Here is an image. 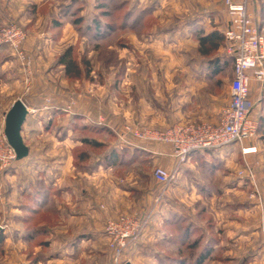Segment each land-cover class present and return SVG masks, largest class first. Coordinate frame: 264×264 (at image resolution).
Wrapping results in <instances>:
<instances>
[{
  "label": "rangeland",
  "instance_id": "374dc122",
  "mask_svg": "<svg viewBox=\"0 0 264 264\" xmlns=\"http://www.w3.org/2000/svg\"><path fill=\"white\" fill-rule=\"evenodd\" d=\"M0 1H3L0 3V30L13 24L23 30L26 35L23 50L30 63L29 66H23L13 50L5 46L0 47L1 81L18 80L21 82L14 88L13 95L10 83L0 85V132H4L5 129L6 116L4 117V114L18 100L23 101L24 104L50 109L67 107L68 104L74 108L76 106L75 112L80 115L77 121L79 125L87 124V126L95 128H108L113 133V136L108 133L104 134V132L97 135L81 134V136L89 135L98 138L109 144L108 149L102 150L78 147L81 148L78 157L83 152L93 153L91 164L94 163L93 159L95 162L101 160L111 148L123 146L118 134L123 132L126 125L163 130L161 126L153 123V96L157 92L153 84L158 78L183 77L187 75V69L190 70V68H192L194 77L208 76L205 67L207 59L198 53L199 35L206 34V31H209L212 26L214 27L215 21L211 17L214 18L215 15H219L217 19L220 21V27L223 28L224 14H228L226 0H143V3L138 5L136 0H129L128 7L122 11H117L116 5L106 8L111 14L101 19L100 29L106 28L109 34L96 36V27L92 19L95 15L100 16V11L97 9L99 2L94 1L93 3L92 0H86L85 3H82L84 9L81 16H84L86 21L74 25L73 21L77 16L63 17L60 5H57L60 4V1L49 0L48 3L38 7V5H34L36 0H31L25 6L27 19L14 20V22L9 17L10 14L12 15V5L8 0ZM120 1L113 0V4ZM257 1L260 3V0ZM262 1L264 2V0ZM153 2L157 7L155 11L157 13L156 15L153 13L146 19L145 28L126 29L123 27L124 16L129 9L136 10L134 19L143 8L151 7ZM53 5L58 6L57 10ZM89 10L94 13H89ZM220 16L224 19L221 20ZM261 17L260 13L255 23L264 37V20ZM196 20H199L197 24H195ZM211 20L214 23L209 25ZM228 22L226 20V25ZM88 24L91 26L89 29ZM188 26H190L189 29H187ZM222 48H224V54L218 53L222 60L232 59L233 57L226 53L225 45ZM68 52H71L70 59L73 62V71L69 76L66 66L60 63L61 58ZM233 65L234 63L230 61L224 74L219 77L220 80L223 78L225 80V85L222 86L223 91H221L223 83L216 84L218 89L216 97L220 103H223V96H226L225 92L228 91L233 80ZM78 72L80 73L76 76ZM23 79L29 80V83L24 80L26 86L22 83ZM196 84L195 88H200V85ZM216 85L208 81L205 87L209 92L214 90ZM256 92H258L257 95ZM254 96L261 97L260 104L264 108V83L251 88L250 99ZM164 105L166 108L169 107L168 102H165ZM59 116L57 113L52 115L53 118L43 116V122L48 124V128L44 127L47 131L44 129L43 136L32 134L33 136L30 137L24 133V138H27L26 146L29 147L31 141H28L32 140L37 144L33 149L34 154L45 157L46 162L50 163L56 162L59 154L66 153V147L54 145L58 126L67 123L65 120L60 121L61 117ZM49 120L51 121L49 122ZM47 133L49 134L46 135ZM78 136L80 135L78 134ZM29 137L30 139H28ZM254 142L257 153L254 154L252 162H249L253 169L252 178L241 177L240 173L245 166L244 160L240 157L239 146L233 145L224 148L226 150H224L223 165L217 159L212 160V167H221L220 169H222L223 174L220 177L213 176L211 169L207 172L205 166H199V174L210 184L209 190L212 189V192L219 194L222 192L221 190H224L220 198L207 196V198L200 199L199 196L191 195L190 191H187L189 187L186 183L184 185L176 184V177L171 185L172 190L170 189L168 194H164L165 198L161 196V205L164 207L170 205V208H173L170 210L177 212L176 216L185 214L184 212L199 215L202 210H205L206 215L202 221L207 224V220L210 218L216 224L218 220H216L215 212L221 206L225 208L223 213L225 221L229 222L236 216L232 214L233 211L245 210L244 208L248 207L249 203L255 210L251 219L256 220L257 233L260 234L264 242V131L258 132ZM132 143V151L128 158L137 159L136 163L130 165L129 169L126 168L128 170L125 173L122 166H116L113 174L117 179H121L120 181L125 180L126 183L122 184L127 186L138 183L135 180L137 174L141 177L139 183L150 184L154 170L162 165L158 162L153 163L151 154L134 153L137 146L147 148V145L137 141ZM49 145L50 148L46 149ZM72 155L74 156L75 153ZM77 162L80 160L78 159ZM36 166L35 168L24 165L18 167L16 164L10 168L0 166V232H3L5 236L7 234V237L14 235L12 224L19 222L17 219L21 216L25 218L31 216L29 222L23 224L25 231L29 229L32 232L44 224L50 226L51 231H55L57 223L55 214L57 208L55 192L57 190L55 188L49 194L50 208L54 212L44 211L39 216H35V214H28L22 209L24 205L32 206L34 209L37 207L36 203L32 204V201H29L26 194L30 191H35L34 193L39 191L43 194L49 190L50 185L55 183L53 177H55L56 171H53L51 177L47 178L43 184L40 181L45 178L44 173L40 171L43 166ZM99 167L105 168L103 164ZM86 183L88 184V182ZM183 186L185 187L182 188ZM152 188L155 191H161L162 194V188L157 183ZM176 188L179 189L178 192H176ZM100 209L103 210V207ZM121 215L124 214L110 216L106 222L108 219H116ZM17 216L18 218H16ZM106 222L101 228L102 231H105ZM18 226L22 225L18 224ZM150 227L149 223L143 230L142 236L128 246L118 264H156L153 262V254L156 251L154 246L157 243L152 240V236L146 242L142 240L143 235L149 231ZM43 242L44 239L38 237L27 244L24 242H22L23 244L21 242L6 243L3 247L6 250L0 262L3 263L7 260L6 262H12V264H39L37 260L41 254H51L60 248L52 243L46 245ZM107 244L97 248V250L106 253L105 259L92 260L89 258L90 251H87V247H82L78 253L79 257L68 258V264H117L114 252L109 247V241ZM222 246L224 247L223 244ZM223 251L225 252V249ZM147 254L151 256H147ZM213 263L211 262V264Z\"/></svg>",
  "mask_w": 264,
  "mask_h": 264
},
{
  "label": "crops",
  "instance_id": "0c3cea01",
  "mask_svg": "<svg viewBox=\"0 0 264 264\" xmlns=\"http://www.w3.org/2000/svg\"><path fill=\"white\" fill-rule=\"evenodd\" d=\"M29 1L31 0H8V2L12 5V15H8L10 20L12 19V22H14V20L27 19L25 6ZM44 1L45 0H36L34 5L41 7L42 4L49 2V0L46 2ZM54 1H60L59 3L61 4V1L63 0ZM79 1L81 3H85L86 0ZM94 1L97 2V0H92L93 3ZM234 1L239 2L240 0ZM249 1L251 15L254 18V21H257V18L261 13L260 3L257 0ZM2 2L3 1H0V3ZM136 3L137 5L142 4L143 0H136ZM154 4L155 2H153L152 6L148 7V9H152L154 15H156L157 12L155 11L157 10V7ZM53 7L56 10L58 8V6L55 5H53ZM144 9L146 8H143V10ZM89 13L93 14L94 12L89 10ZM217 17H219V15H215L214 18L211 17L215 23L211 20L212 22L209 25L214 23V27L212 26L209 31H206V35L213 31H219L224 34L228 25H226V20L228 22V14H224L225 23L223 28L220 27V21ZM224 18L221 17L220 19L222 20ZM195 22V24H197L199 20H196ZM189 28L190 26H188L187 29ZM219 52L224 54V48H221ZM205 67L207 68L206 73L209 75L201 78L194 77L192 68H190V70L187 69V75H184L183 77L171 76L156 79L153 84L157 91L153 96L154 124L161 126V129L165 130L178 123H219L223 110L229 106L231 90L229 86L228 91L225 92L226 96H223V103L218 102V98L216 97V93L218 91L216 84H219L220 82L223 83V85H221V91H223L225 80H220L218 76H210V70L208 69L209 66L206 64ZM24 80L26 81V79H23L22 83L26 86L27 84ZM208 81L216 85V88H214V90H210L209 92L207 91V87H205L207 86ZM6 83H10L12 85L13 95L14 88L21 82L18 80H12L11 82L6 80L1 81L0 79V85H5ZM195 84H199L200 88L198 87L196 89ZM257 84L258 83L253 81L252 88H254ZM257 93L258 92H256V95ZM260 99L261 97L259 96H254L250 99L252 113L255 118L264 110L260 104ZM165 102H168V108L164 105ZM25 105L29 110V115L22 132L25 144L27 138H24V133L30 137L33 136L32 134L43 136L45 133L44 129L48 128V124L43 122V116L46 115L53 118L52 115H56L57 113V115H60L59 117H61L60 121H67L66 124L58 126L56 140L54 139L56 141L54 144L55 146L66 147V153L59 154L56 162H46L47 160L45 157L35 155L33 149L37 144L33 143L32 140H29L28 142L31 141L29 145V156L26 159L15 163L18 167L22 165L29 167L33 166L34 168L37 167L36 165L43 166L40 170L44 173L45 177L44 180L40 179L42 183L47 178L51 177L50 175H52L53 171H56V175L53 177V181L55 183L48 187V189L52 191L54 188L57 190V192H55L57 196V208L55 210L57 223L55 231H51V228L48 225H41L39 228L45 232L39 237L44 239V244L48 245L52 243L60 248L51 254H41L40 258L37 260L39 264H68V258L79 257L78 253H80L82 247H87V251H90L89 258L92 260L105 259L106 253L97 250L98 246L108 245V239L105 235V231H102L101 228L106 222V219L110 216L128 213L139 214L142 217H146L151 214V227L148 232H145L142 240L146 242V240L151 239L152 236V240H155L154 242L157 243L156 245L154 244L156 246H154L156 251L153 254V262L158 264L165 256L166 251L173 252L176 249L177 229L174 225L176 221H173V219L177 212L170 210L173 209L170 208V205H165V207L162 206V201L160 200L161 196L164 198L166 197L165 195L172 190V186L164 193L165 195H162L161 191H155L154 188H152V186L155 187L156 185L153 177L150 179V184H141L139 183L141 177L138 174L135 178L138 183L127 186L122 184L123 182L126 183L125 180L120 181L121 179H117L114 176V168L116 167H105L104 169L99 167L89 173L79 172L74 165L75 160L72 155V153L74 154V150L82 146V143L77 137V132L73 127L75 118L80 116L77 112H75L77 107L75 106L74 108V106L71 107V105L68 104L67 107L62 106L57 109H50L48 107H35L30 104ZM12 106L8 109V111H6L4 117L10 111ZM50 121L51 120H49V122ZM48 134L49 133L46 135ZM30 137L28 139H30ZM254 140L248 142L246 146L254 147L256 145ZM143 145H147V148L140 146L137 147L143 149L146 153L151 154L153 163H161V167H164L165 169H177V161L173 156L171 147L163 145ZM121 147H128L132 150L133 144L132 146ZM49 148L50 145L48 148L46 147V149ZM224 150L226 149L209 154L199 153L197 155H193L190 158V161L186 165L181 166L177 171L178 175L176 184L184 185V183H186L189 187L187 188V191H190L189 193L191 195L199 196L200 199H204V197L207 198V196L220 198L221 194L224 193V190H221L222 192H220V194L212 192V189L209 190L208 187L210 184L199 174V166H204L203 163L212 164V160L215 158L220 159L222 162L221 165H223L225 160L223 156L225 152ZM240 157L243 158L242 154H240ZM253 157L254 155L247 156V161L252 162ZM220 168H218L215 172L217 177H220V175L223 174L222 169ZM122 169H125V173L129 168L126 169L122 167ZM206 175H208V173H206ZM86 182H88V184ZM184 187L185 186L182 188ZM178 191L179 189L176 188V192ZM34 192L35 191H30L29 194H35ZM247 206L248 207L244 208L245 210L239 209L233 211L232 214L236 216L229 222L225 221V214H223L225 209L224 207L221 206V208L216 210V220L219 222V224L218 222L216 223V230L220 231V247L223 250L225 249V252L223 251V258L225 262H215L213 264H264V242L261 239L260 234L258 235L257 233L256 220L254 218L251 219V215H254L255 210L252 209L249 203ZM100 207H103V210L100 209ZM44 208V211L51 209L50 205L45 206ZM22 209L24 210L25 207L23 206ZM184 213L185 214H180L182 216H178L181 218L183 217L190 223L197 225L202 231L207 232V224L202 221L199 215H196V213L193 215L190 212ZM16 218H18V216ZM17 220H19V222L17 221L12 224L14 235L7 237L6 234L7 244H17L19 242H21V244H23L22 242L27 244L28 242L38 238V236L29 238L28 233L23 228L24 221L22 220V216ZM17 223L22 226L19 227ZM23 229L24 231L22 232ZM147 256L151 255L147 254ZM6 261L3 263L0 262V264H12V262Z\"/></svg>",
  "mask_w": 264,
  "mask_h": 264
},
{
  "label": "built area",
  "instance_id": "2783aa9c",
  "mask_svg": "<svg viewBox=\"0 0 264 264\" xmlns=\"http://www.w3.org/2000/svg\"><path fill=\"white\" fill-rule=\"evenodd\" d=\"M229 22L224 32L226 53L234 58L233 80L230 85L231 99L223 112L219 123L203 122L178 123L167 130L136 128L126 125L118 134L123 146H131L133 141L148 145L169 146L177 161V169L169 170L158 167L153 172V179L161 186L162 195L171 187L181 166L186 165L193 153L219 151L236 145L241 149L244 160L242 176L253 177V169L247 156L257 153L256 147L246 144L254 140L259 125L252 113L250 94L252 82L264 83V37L250 12V1L226 0ZM26 35L17 25H10L0 30V47H9L16 54L23 66H29L23 44ZM29 83V80H26ZM17 156L8 143L4 132H0V166L10 168L16 163ZM151 214L142 217L139 214H124L116 219H108L105 235L109 247L114 252L118 264L129 245L136 242L149 225Z\"/></svg>",
  "mask_w": 264,
  "mask_h": 264
},
{
  "label": "trees",
  "instance_id": "16d2710c",
  "mask_svg": "<svg viewBox=\"0 0 264 264\" xmlns=\"http://www.w3.org/2000/svg\"><path fill=\"white\" fill-rule=\"evenodd\" d=\"M60 8L62 10V16L63 17H71L74 16L76 19L73 21L74 25H79L80 23L86 21L84 16H81L83 12V5L79 0H63L61 1ZM99 2L97 5V9L100 11V16H94L92 19V22H94L96 30L95 35L96 36H105L106 34H109V32L106 30V28L100 29L102 26L100 21L104 16H108L111 14V12H108L106 8L110 5H116L117 11H122L126 7H128L129 2L128 0H121L117 4H113V0H97ZM260 12L262 14V19L264 20V2L260 0ZM136 10L131 8L129 9L124 16L123 21V27L124 28H145V21L149 17L153 15V10L146 9L142 10L140 14H138L137 17H134ZM102 16V17H101ZM98 17V18H97ZM133 22V25H132ZM89 25V24H88ZM109 25V24H108ZM91 26H88V29ZM110 27V26H109ZM225 45V36L223 33L219 31H213L209 34H202L199 35V50L198 53L205 57L207 59V65L209 66L208 69L210 70V76H218L221 77L222 74L226 71L229 62L234 63V58L227 59L225 61L222 60L220 55L218 54L221 48ZM71 52H68L66 55H64L60 63L61 65H65L67 69V75H71L72 73V67L73 62L71 61ZM233 71H234V65H233ZM80 72L77 73L76 76H78ZM224 79V78H223ZM79 118H75L73 122V127L76 130V132L80 135L79 141L82 143V149L84 147H90L93 150H102V149H108L109 144L106 141L99 140L98 138L91 137V136H81L83 133H90V134H101L102 132L111 134L113 136V133L108 128H95L87 125H79L78 121ZM256 120L259 125L258 132L264 131V112L262 111L256 116ZM77 134V135H78ZM115 136V135H114ZM81 137V138H80ZM81 148H77L74 150V158H75V167L80 172H92L93 170L97 169L98 166L103 164L105 167L111 168L116 166H122L124 168L130 167V165H133L136 163L137 159H129L128 155H130L131 151L128 147L119 148V147H113L110 150H108L107 154L101 158V160H98L91 164V160L93 158V153L90 151L83 152V154L78 157V152H80ZM146 154V152L143 149H134V153L140 154V153ZM216 151H206L204 153H212ZM200 152L193 153V155H197ZM148 154V153H147ZM191 156V157H192ZM78 159L80 162H77ZM217 159V158H215ZM220 161V159H217ZM221 162V161H220ZM90 163V164H89ZM207 171L211 169V172L213 173V176L216 174V170L218 169L212 167V164L203 163ZM52 192V190H48L47 192L41 194L39 192L35 194H26L29 201H32V204H37V207L34 209L32 206L24 205L25 211L28 214H35V216H39L41 213L44 212V207L50 205L49 204V194ZM52 209H48L45 212L50 213ZM205 210H202L199 213V217L202 219L205 216ZM31 216L22 217V220L24 223L29 222ZM207 217V216H206ZM210 219V218H209ZM207 220V232L202 231L197 225L190 223L189 221L185 220L184 218H181L179 216L174 215L175 220V228L177 229L176 235V249L173 252L166 253L165 256L159 261L158 264H211V262H225L223 258V250L220 247L221 239H220V231L216 230V224L214 221ZM26 232L28 233L29 238L41 236L42 233L45 231L41 228H35L32 232L27 229ZM6 244V236L3 232H0V260L3 258L5 249L3 248Z\"/></svg>",
  "mask_w": 264,
  "mask_h": 264
},
{
  "label": "water",
  "instance_id": "95a60500",
  "mask_svg": "<svg viewBox=\"0 0 264 264\" xmlns=\"http://www.w3.org/2000/svg\"><path fill=\"white\" fill-rule=\"evenodd\" d=\"M28 115V108L23 101L18 100L14 103L5 118L4 133L8 143L16 153L17 161L26 159L30 154L29 147L26 146L22 136L23 127L26 123Z\"/></svg>",
  "mask_w": 264,
  "mask_h": 264
}]
</instances>
